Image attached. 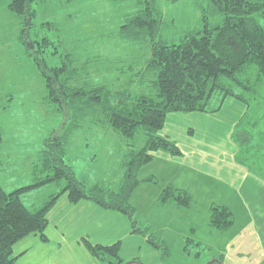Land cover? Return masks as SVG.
Segmentation results:
<instances>
[{"label":"rangeland","instance_id":"1","mask_svg":"<svg viewBox=\"0 0 264 264\" xmlns=\"http://www.w3.org/2000/svg\"><path fill=\"white\" fill-rule=\"evenodd\" d=\"M9 3L10 0H0V184L12 192L34 185L46 175L35 172L37 166L43 165L41 152L45 141L64 136L68 126L65 116L45 100V78L30 56L32 50L21 40L23 21L9 12ZM149 4L160 16L157 40L167 44H179L186 34L200 30L204 11L212 26L221 21L210 10L208 0H37L33 4L36 16L31 39L40 44H37L40 49L46 45L49 55L55 47L44 38L53 41L58 53L49 57V64L61 66L62 57H68L67 62L71 57L74 67L81 72L84 69V82L88 84L129 90L133 97L154 96L150 79L141 72L151 56L152 42H130L120 35L122 27ZM256 76L254 70L248 73L253 82ZM257 91L259 99L246 116L228 102L223 107L222 95L215 93L208 104L211 113L183 116L176 123L177 132L166 136L179 146L185 145V132L188 134L193 128L196 136H203L195 142L196 148L210 143L214 156L222 160L231 158L225 155L228 151L236 152L235 161L240 164L237 166L247 171L246 190H251L258 200L252 201L249 193H239L218 176L207 180L204 191L202 187L196 190L197 207L203 210L213 204L227 206L235 216L229 231L220 233L207 227L202 212L179 219L170 210H161L155 192H144L143 196L136 193L134 202L138 206L136 218L140 228L167 241L170 255L158 262L145 248L131 246V238H126V257L122 256L125 264H138L132 262L135 257L143 264H264V80ZM169 130L167 127L165 132ZM65 138L67 163L78 179L89 186L119 185L124 176L121 164L124 154L146 144L143 132L130 148L119 133L92 123L70 130ZM154 163L157 162L145 170L154 167ZM225 170L232 181L242 179L232 168ZM145 174L146 171L141 172L139 177ZM65 184L61 181L41 185L23 194L22 201L29 210H37ZM156 189L157 186H150V190ZM192 228H196L203 243L191 244L185 251L187 238L197 237Z\"/></svg>","mask_w":264,"mask_h":264},{"label":"trees","instance_id":"2","mask_svg":"<svg viewBox=\"0 0 264 264\" xmlns=\"http://www.w3.org/2000/svg\"><path fill=\"white\" fill-rule=\"evenodd\" d=\"M36 1L10 0L8 10L22 19L21 40L32 50L30 56L34 57L45 78V100L65 116L68 130L65 129L64 136L45 141L41 152L43 165L42 168L37 166L35 172L46 175L39 178L38 183L12 192H7L0 184V264L16 263L14 247L24 238L39 234L47 240L45 231L49 214L63 195H67L73 204L86 200L123 214L128 217L134 232L146 235L139 226L132 198L142 184H158L159 180L155 177L141 180L140 171L158 152L175 158L183 156L177 142L161 134L167 117L179 113H210L208 104L215 93L221 94L223 99L234 98L249 106L252 98L259 97L257 86L264 80V0H208L210 10L221 19L220 23L212 26L204 11L203 27L186 34L179 44L157 40L160 16L153 12L151 4L142 9L120 33L126 41L152 42L151 56L141 72L144 78L150 79L155 94L138 97H133L129 90L116 91L84 82V69L81 72L74 67L71 57L68 62V57H62L61 66H51L49 57L58 53L54 42L44 38L55 47L49 55L46 45L40 49L37 46L40 44L31 39ZM253 70L257 75L254 82L248 77ZM88 123L119 133L130 148L134 147L139 133L146 136L143 148L129 149L124 156V178L120 185L90 187L78 179L73 167L67 163L65 137L70 130L81 129ZM248 136L252 134L248 132ZM262 138L264 141V133ZM61 181L66 183L62 190L37 210H29L24 205L23 194L41 185ZM159 202L183 209L194 204L188 190L171 184L163 189ZM234 223V213L228 207L212 206L210 227L213 231L226 233ZM149 241L162 251L163 257L170 255L166 243L153 236ZM189 244L195 243L189 240ZM85 245L103 264H125L120 242L103 246L85 241Z\"/></svg>","mask_w":264,"mask_h":264},{"label":"crops","instance_id":"3","mask_svg":"<svg viewBox=\"0 0 264 264\" xmlns=\"http://www.w3.org/2000/svg\"><path fill=\"white\" fill-rule=\"evenodd\" d=\"M257 99H259V97L252 98L251 104L248 106L239 100L228 97L223 99L222 106L224 107V104L228 102L231 107L238 109L239 113L246 115L248 114L247 112L252 109ZM193 114L209 113H189L184 115L179 113L169 115L166 120V126L161 134L173 136V133H176L178 130V124L176 123H179L183 116H193ZM169 120L172 121H170V125H167ZM167 127H170V130L165 132ZM112 132L116 133L115 131ZM202 138L203 136H196L194 129L190 128L188 134L185 132V145L180 144L183 153L182 157L175 158L167 153L158 152L155 159L149 164L155 161L157 163H154V167L152 165L147 170L145 169L149 164L145 166L140 173L146 171V174L143 178H139L141 180H146L150 177H155L159 180V183H144L141 186L142 188L140 187L136 193H140L143 196L144 192H155L157 204L160 206L161 210L168 209L173 215L178 216L179 219H183L184 216L186 217L193 213L198 216V214L202 212L204 214L203 218L207 220V227L212 230L210 227L212 205H208L203 210H200L197 207L198 199L195 196L196 190H200L201 187L203 191L205 190L207 180L218 176L220 180L227 181L226 184L238 189L239 193H243V191L249 193L252 201H257L259 197L251 194V190H246L248 187V180L246 179L247 171L237 166L240 164L235 161L236 152H231L230 150V153L229 151L225 153V155H230V159H219L220 157L217 158L214 156L215 150L211 147L210 143L204 148H196L195 142ZM127 153H125L124 156ZM124 156L121 160V164ZM226 168H232V171L238 174L242 179H235L232 181L230 173L225 170ZM169 184L180 189L188 190L193 197L194 204L187 209L179 208L176 205H161L159 202L160 195L163 189ZM151 185L157 186L158 189L150 190ZM259 189L263 190L261 187ZM134 198L133 196L132 203L136 209H138L137 204L134 202ZM195 229L196 228H192V231L197 235V230ZM142 231L145 232L146 235L134 232L128 217L123 214L104 209L86 200L73 204L69 201L67 195H63L58 199L56 205L49 214V225L45 231L47 240H44L39 234H32L18 242L14 247V254L16 256L15 264H103L98 258L92 255L85 245V241H89L94 245L103 246H111L120 242L121 257H126V254H124L127 250L124 242L126 238H131V246L132 244L133 246L137 245L139 250L145 248L148 251V255L153 256L158 262L164 260L162 251L151 244L149 237L153 236V238H158L157 241H163L166 243L167 247L170 248L167 241L159 238L157 235L150 234L148 229H142ZM212 232L216 231L212 230ZM189 240H192L197 245L203 243V240L198 239V235L194 239L187 238L186 246L184 247L185 251H187L191 245L189 244ZM132 262L143 264L140 261L137 262V257L133 258ZM238 264L244 263L238 262Z\"/></svg>","mask_w":264,"mask_h":264}]
</instances>
